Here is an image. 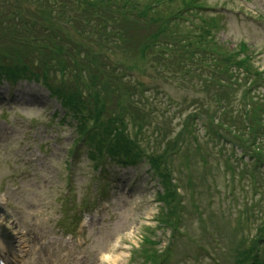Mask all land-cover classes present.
Listing matches in <instances>:
<instances>
[{
  "label": "rangeland",
  "instance_id": "1",
  "mask_svg": "<svg viewBox=\"0 0 264 264\" xmlns=\"http://www.w3.org/2000/svg\"><path fill=\"white\" fill-rule=\"evenodd\" d=\"M204 6L214 10L203 13L218 17L212 36L219 45L248 55L251 69H257L248 75L238 69L241 82L248 80L244 86L259 79L255 74L264 77V0H205ZM194 13H198L195 8ZM180 78L166 80L149 71L139 77L145 88L135 89L131 99L133 115L143 122L137 139L147 153L161 155L168 145L174 150L177 134L184 128L191 131L181 150L169 155L168 150L165 158L169 172L179 180L177 193L185 205L178 209L177 233L158 222L166 211L159 200L165 184L149 165L109 164L101 173L88 158L87 145L78 141L75 120L64 118L62 106L45 88L35 82L12 86L0 78V260L4 264H153L147 254L165 250L163 264H237L238 251L264 221V168L254 173L236 157H228L230 144H215L203 128L198 131L199 123L211 113L220 117L218 96L193 86L196 79ZM223 80L228 86L223 94L228 101L223 123L239 128L245 120L236 109L242 106L244 86H235L228 77ZM263 94L261 85L247 99ZM193 112L200 116L194 129L189 116ZM259 128L263 140L264 127ZM134 131L129 126V132ZM101 191L109 193L107 202L96 201ZM70 199L73 204L67 203ZM84 202L95 205L84 212L91 220L78 232L66 234L60 227ZM146 239L152 242L141 246Z\"/></svg>",
  "mask_w": 264,
  "mask_h": 264
},
{
  "label": "trees",
  "instance_id": "2",
  "mask_svg": "<svg viewBox=\"0 0 264 264\" xmlns=\"http://www.w3.org/2000/svg\"><path fill=\"white\" fill-rule=\"evenodd\" d=\"M200 3L204 6V0H0V78L46 87L66 118L76 121L80 135L95 127L88 140L90 158L100 162L107 157L123 165L144 156L138 140L127 132L129 122L142 128L131 100L133 91L145 86L139 77L153 71L166 80L196 79L193 86L218 96L220 117L210 114L200 123L213 142L232 143L263 167L264 139L258 131L263 133L264 94L249 100L244 92L249 85L241 89L242 106L236 110L244 123L239 128L223 123L228 113L223 78L241 88L248 80L241 82L238 69L245 75L257 69H251L245 54L219 45L212 36L217 19L203 13ZM194 116L200 120L199 113ZM147 156L166 185L161 200L167 210L159 221L169 224L177 219L181 195L167 175L166 154ZM150 243L146 239L142 245ZM263 245L264 221L238 251L236 263L264 264ZM167 252L147 257L160 264Z\"/></svg>",
  "mask_w": 264,
  "mask_h": 264
}]
</instances>
